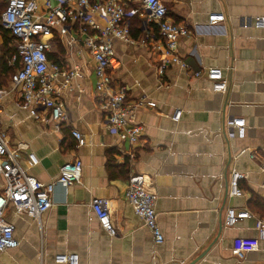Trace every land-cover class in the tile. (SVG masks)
<instances>
[{
    "label": "crops",
    "instance_id": "crops-1",
    "mask_svg": "<svg viewBox=\"0 0 264 264\" xmlns=\"http://www.w3.org/2000/svg\"><path fill=\"white\" fill-rule=\"evenodd\" d=\"M125 1L127 9L141 6L136 0ZM164 2L169 16L191 29L178 43L188 69L170 66L160 76L156 64L161 55L151 45L115 41L122 64L113 72L114 79L130 87V100L156 102L135 113V121L144 126L135 146L108 130L95 91L93 60L81 42L69 51L58 41L61 49L56 54L52 50L53 60L66 69L78 67L81 73L59 94L69 118L60 129L20 108L19 89L1 99L0 129L11 144L27 148L22 163L30 174L48 183L65 162L79 158L83 168L80 182L66 193L57 188L52 209L38 218L8 208L19 246L0 252V264H61L55 261L61 253H78L79 264H186L207 248L221 223L217 242L196 264H264V240L255 251L232 252L235 237L258 235L255 217L225 226L230 207L264 219V0ZM214 13H224L226 20L210 22ZM259 17L263 23L258 26ZM138 22L137 16L131 18L133 36ZM141 37L142 31L135 38ZM8 38V45L15 47ZM208 67L224 69L226 92L213 91L212 80L195 76ZM39 112L50 116L44 108ZM233 118L245 119L243 138L229 135ZM73 129L83 135V145L71 134ZM31 151L39 164L29 161ZM233 171L246 174L240 181L242 197L229 193ZM134 173L145 175L149 191L157 195L165 237L160 244L126 199ZM4 181L0 176V190ZM93 198L107 205L117 229L114 236L99 224Z\"/></svg>",
    "mask_w": 264,
    "mask_h": 264
},
{
    "label": "built area",
    "instance_id": "built-area-1",
    "mask_svg": "<svg viewBox=\"0 0 264 264\" xmlns=\"http://www.w3.org/2000/svg\"><path fill=\"white\" fill-rule=\"evenodd\" d=\"M141 6L127 9L125 0H8L2 12L1 26L9 31L15 42V52L8 58L13 68L10 85H0V101L12 91L19 89L18 105L36 120L51 121L60 129L69 121L59 94L68 88L72 81L81 75L78 67L64 68L59 61L51 58L55 41H59L69 51L81 42L83 48L92 57L96 76L95 91L99 106L106 118L108 130L117 135L124 144L135 146L144 133L143 124L134 119L138 108L155 107L156 102L139 99L130 100V87L118 82L113 72L121 67V59L116 55L115 41L151 45L161 55L156 64L157 72L163 76L170 66L188 69V64L178 52L180 38L191 34L184 22H177L168 13L164 0H136ZM137 16L142 37L135 38L131 32V18ZM210 22H223L224 13L209 16ZM263 18H256V25H262ZM196 77L206 76L213 81V91L226 92L228 79L224 69L208 67L195 72ZM40 108L49 110V118L41 115ZM3 109L0 105V125ZM181 111L176 116L179 120ZM229 135L243 138L246 135L244 118H233L228 125ZM71 134L79 145L85 143L80 131L73 129ZM27 148L21 144H11L6 133L0 129V176L4 178L0 190V252L19 246L15 235V225L7 219L10 206L18 214L38 218L52 209L54 193L80 182L83 162L77 158L62 164L59 174L50 182H42L30 174L23 166L22 155ZM29 161L39 164L34 152L27 154ZM264 172V164H262ZM246 176L233 171L230 180V195L242 197L244 191L240 181ZM134 212L142 219L152 233L157 244L164 242V233L159 223L156 209L157 195L149 191L147 177L134 173L128 180L125 193ZM92 208L99 224L110 235L117 229L111 213L103 199L93 198ZM256 219L257 236H238L234 238L232 252L241 255L255 251L264 240V219L248 209L230 207L227 209L225 226L234 227L243 220ZM61 264H79L78 253H61L55 256Z\"/></svg>",
    "mask_w": 264,
    "mask_h": 264
},
{
    "label": "trees",
    "instance_id": "trees-1",
    "mask_svg": "<svg viewBox=\"0 0 264 264\" xmlns=\"http://www.w3.org/2000/svg\"><path fill=\"white\" fill-rule=\"evenodd\" d=\"M7 1L8 0H0V15L6 9ZM133 29L136 30V33L134 34V37H137V33L141 32L140 23L139 22L135 23ZM0 30L5 34V38H6L5 45L7 46V49H8V55L7 56L11 57L14 54V53L12 54V52L13 51L15 52V47L12 48V46L8 45L9 31L4 29L1 26V23H0ZM50 56H51V58H56L55 54H51ZM7 61L8 60H5V58H4L3 62H2V65L0 66V85H6L9 82V80H10L11 73L13 72V68L8 65Z\"/></svg>",
    "mask_w": 264,
    "mask_h": 264
},
{
    "label": "rangeland",
    "instance_id": "rangeland-1",
    "mask_svg": "<svg viewBox=\"0 0 264 264\" xmlns=\"http://www.w3.org/2000/svg\"><path fill=\"white\" fill-rule=\"evenodd\" d=\"M0 18H1V15H0ZM12 48H14V43H12ZM60 49H61V44H59L58 41H55L54 46H53V52L56 54ZM13 53L14 51L12 52V54ZM7 55H8V49L4 43V33L0 30V58H4Z\"/></svg>",
    "mask_w": 264,
    "mask_h": 264
},
{
    "label": "water",
    "instance_id": "water-1",
    "mask_svg": "<svg viewBox=\"0 0 264 264\" xmlns=\"http://www.w3.org/2000/svg\"><path fill=\"white\" fill-rule=\"evenodd\" d=\"M222 228H223V223H221L218 233L216 234L214 239L211 241V243L207 246V248L204 251H202L196 258L190 259L186 264H196L197 262H199L208 253V251L213 247V245L217 242Z\"/></svg>",
    "mask_w": 264,
    "mask_h": 264
}]
</instances>
